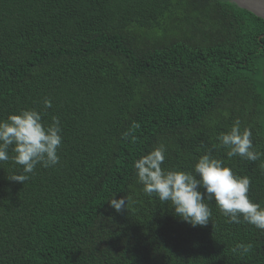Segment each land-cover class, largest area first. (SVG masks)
<instances>
[{
  "label": "trees",
  "instance_id": "trees-1",
  "mask_svg": "<svg viewBox=\"0 0 264 264\" xmlns=\"http://www.w3.org/2000/svg\"><path fill=\"white\" fill-rule=\"evenodd\" d=\"M21 109L58 117L63 140L24 183L0 162V264H264V231L214 201L193 228L133 168L161 143L169 170L211 152L264 206V157L216 147L238 119L264 152L262 18L230 0H0V120Z\"/></svg>",
  "mask_w": 264,
  "mask_h": 264
},
{
  "label": "clouds",
  "instance_id": "clouds-1",
  "mask_svg": "<svg viewBox=\"0 0 264 264\" xmlns=\"http://www.w3.org/2000/svg\"><path fill=\"white\" fill-rule=\"evenodd\" d=\"M43 106L51 108V100L45 98ZM61 133L59 118L53 117L50 124H45L42 112L37 109H21L0 120V162L11 161L22 169L8 179L24 183L38 165L56 166L63 140ZM217 141L216 147L225 149L229 159L239 157L255 162L264 157V152L255 150L251 129L241 130L238 119L228 131L217 136ZM10 149L14 155H9ZM166 151L161 143L133 162L137 181L147 196L155 195L162 203L170 202L174 214L193 228L209 223L212 212L205 201H214L227 223L244 222L264 231V206L250 199L249 177L235 174L211 152L201 155L191 171L165 169L162 165ZM114 196L108 201L110 207L117 213L126 210L128 197L116 199ZM252 247V244L237 245L242 254L249 253Z\"/></svg>",
  "mask_w": 264,
  "mask_h": 264
},
{
  "label": "water",
  "instance_id": "water-1",
  "mask_svg": "<svg viewBox=\"0 0 264 264\" xmlns=\"http://www.w3.org/2000/svg\"><path fill=\"white\" fill-rule=\"evenodd\" d=\"M243 10H247L264 20V0H230Z\"/></svg>",
  "mask_w": 264,
  "mask_h": 264
}]
</instances>
